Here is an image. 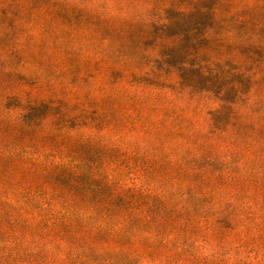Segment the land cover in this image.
<instances>
[{
    "label": "trees",
    "instance_id": "obj_1",
    "mask_svg": "<svg viewBox=\"0 0 264 264\" xmlns=\"http://www.w3.org/2000/svg\"><path fill=\"white\" fill-rule=\"evenodd\" d=\"M260 98L264 0H0V264H264Z\"/></svg>",
    "mask_w": 264,
    "mask_h": 264
},
{
    "label": "rangeland",
    "instance_id": "obj_2",
    "mask_svg": "<svg viewBox=\"0 0 264 264\" xmlns=\"http://www.w3.org/2000/svg\"><path fill=\"white\" fill-rule=\"evenodd\" d=\"M117 46V43H116V40L113 44V51L115 50ZM112 51V52H113ZM124 53L127 55V54H132V52H128V50L125 52L124 50ZM151 50L149 49L148 50V54H151ZM137 56V54H136ZM60 58L61 57V54L58 53L57 55V58ZM13 65L16 67V69H19V70H23V71H28L26 68H28V65H22V63H19V62H14L13 61ZM69 62H66L65 64H63V67L66 66ZM35 64V63H34ZM74 66H77V62H74V63H70ZM23 66V68H22ZM42 72H40L41 74H43L45 76V78H52L53 81H56L57 78L56 77H52L51 75V72L46 70V68L44 66H42ZM29 72V71H28ZM74 75V74H73ZM73 75H66V78H68L69 76H73ZM76 75V85H79L80 82H79V78H78V75L79 74H75ZM34 80V79H33ZM23 89L25 90V92L28 94V96L30 94H37V93H44L45 95H50V92L49 91H43V90H39L38 88H36L37 86L33 83L32 80L30 81H27L26 83H23ZM28 98V97H27ZM26 98V99H27ZM204 105H203V104ZM16 101L15 100H12L10 102H8V107H10V109H14L15 106H16ZM250 104H243V106H249ZM214 105L211 104V102H206V101H202L201 98H197L195 102H192V100L189 101V106L187 108V113H186V118H189L187 120H183V119H178L177 120V124L179 125H186V127L188 129H192V130H202L204 129L206 126H207V123H209V115L208 113L210 112L211 108H213ZM250 107V106H249ZM251 111L253 112L254 116L257 117L259 120L262 119V122L264 123V99L262 100L261 98L259 99V103L255 106H251L250 107ZM186 121V122H185ZM248 130H251V128H248ZM0 137H2V140L4 142H8V141H12V138H8V137H4L0 134ZM25 144V143H24ZM152 147V146H150ZM257 172V170H254L253 173ZM159 185V183H158ZM219 212V210H216V207L213 210L210 211V213L212 212ZM252 210H250L249 212H251ZM263 213H264V208H263ZM205 228V227H204ZM263 228V227H262ZM250 232L253 233V237H252V242L251 244L254 245V244H257V246H259L258 248V254L260 255H264V245L263 242H262V239H258L257 241H255V237L257 239V237H261V236H264V230L260 231L258 229H256V226H251L250 227ZM204 231V230H203ZM227 232L226 234V237L229 235V230H225ZM256 231V232H255ZM221 244H224V243H221ZM259 244V245H258ZM199 246L203 247L201 249V251L203 252V254L209 256L212 252V250L206 248L203 244H199ZM237 245H220L219 248H217V250L215 251V253H217V256L216 258H223V259H229V258H235L236 256H239V258L242 256V258H247V257H250V250L249 249H243L241 251H237V250H234L235 247ZM253 257H255V255L252 256L251 260L253 259ZM242 260V259H241ZM242 262H245V260H242ZM264 263V261L262 262Z\"/></svg>",
    "mask_w": 264,
    "mask_h": 264
}]
</instances>
